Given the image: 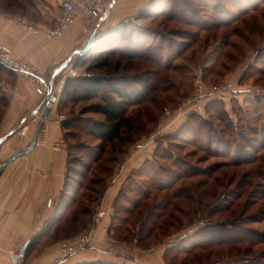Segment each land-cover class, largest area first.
Segmentation results:
<instances>
[{
    "label": "rangeland",
    "instance_id": "1",
    "mask_svg": "<svg viewBox=\"0 0 264 264\" xmlns=\"http://www.w3.org/2000/svg\"><path fill=\"white\" fill-rule=\"evenodd\" d=\"M159 10L166 14L157 15L153 21L140 20V24L156 34L151 43L152 46L162 45L163 65L144 60H134L131 65L124 60L118 73L113 65L110 71L91 73L92 76H122L139 72L150 83L158 85L150 95L157 105L146 102L141 107L128 108L127 115L138 127L128 133L134 142L123 146L122 154L118 153L121 145L113 149L108 146L97 164H93L88 156L95 158L96 153L102 152L100 141L85 130L89 122L104 120L90 108L102 102L94 100L69 105L65 115L79 119L67 136L71 147L68 171L71 182L68 184L78 186L76 182H81L78 201L90 206L93 203L88 198H96L104 187L99 180L104 178L109 185L117 178L125 156L133 148L145 151L150 147L146 153L149 159L142 167L145 174L129 175L125 192L116 205L132 209L128 202L137 201L142 204L138 210L142 217L137 211L132 215L121 212L120 216H127L132 225L125 226L114 237H127L122 243L132 249L139 245V248H150L162 243L168 246L180 244L187 237L191 243L193 239L194 244H199L200 240L195 237L199 231L204 232L202 240L212 235L215 245L196 251L190 258L181 254L178 264L183 260L186 264H264V0H166L162 9L157 5L155 11ZM134 19L129 22L135 23ZM158 35L164 37L161 43ZM117 58L111 61L115 62ZM152 58L158 59V56L152 53ZM168 58L172 70L164 68ZM84 73L83 68L78 77H83ZM220 83L229 88L225 96L202 98L196 107L193 100V103L188 102L201 92L199 87L208 92ZM213 98L222 103L209 105L207 102ZM145 108L151 109L150 115ZM192 113L199 114L200 118L188 123ZM185 127L193 130L191 135L185 133ZM154 148H158L156 157L151 156ZM81 173L86 178L80 176ZM179 177L185 178L177 182ZM170 184L179 190L180 199L165 189L160 190ZM156 204L160 207L173 204L171 210L164 212L159 224L172 216L180 224L168 219V229L163 233L156 229L150 238L146 236L138 245L134 233L138 232L140 221L149 211L163 214ZM223 204L230 206L228 213H219ZM100 206L92 205L95 214ZM216 206L217 211L214 210ZM210 210L214 211L207 215ZM151 219L156 220L155 217ZM234 221L238 222L239 228L232 227ZM221 222L229 223L228 229L237 233L219 234L214 225ZM150 226L148 224L147 228ZM85 228H81L78 236ZM208 231L213 232L207 234ZM235 235H238L237 239L243 236L253 244L216 245ZM69 240L72 238L61 242ZM52 241L48 238L46 242ZM123 257L129 259L130 254Z\"/></svg>",
    "mask_w": 264,
    "mask_h": 264
},
{
    "label": "crops",
    "instance_id": "2",
    "mask_svg": "<svg viewBox=\"0 0 264 264\" xmlns=\"http://www.w3.org/2000/svg\"><path fill=\"white\" fill-rule=\"evenodd\" d=\"M16 1L0 0V40L11 48L17 61L26 63L46 80L47 91L51 87L52 98L57 99L38 138H44L47 144L66 140L65 121L56 124L53 120L57 113L66 120L69 118L65 115L66 109H59L58 103L66 78H75L69 71L75 69L78 52L87 46L94 32L96 41L160 0H102L105 6L111 5L98 26L93 18L80 13L61 38H51L49 34L61 15L62 0H18L23 3L21 6ZM21 19L34 24L37 32L21 28ZM67 61L66 67L61 69ZM0 65V264H168L165 252L170 246L164 243L150 250L135 246L129 259L108 253L103 231L111 225L115 202L129 175L149 159L146 153L150 147L145 151L133 148L125 156L117 178L111 180L100 201V209L106 211V217L95 226L91 243L83 251L59 262L61 241L47 243L48 237H43L32 245L52 219L61 199L67 184L69 153L56 154L47 146L27 150L43 119V110L37 112L45 96L36 93L33 78L19 77ZM20 153L24 155L19 157Z\"/></svg>",
    "mask_w": 264,
    "mask_h": 264
},
{
    "label": "trees",
    "instance_id": "3",
    "mask_svg": "<svg viewBox=\"0 0 264 264\" xmlns=\"http://www.w3.org/2000/svg\"><path fill=\"white\" fill-rule=\"evenodd\" d=\"M29 1V0H27ZM166 0H160L156 5L148 9L147 11L142 12L140 15H138L132 23L126 22L123 23L112 30L106 32L102 36L96 39L93 46L90 48V50L85 53L84 55H79L77 62H75V69L77 68H84L85 72L93 73L94 71H110L111 66H114L115 73H118L120 71L121 62L126 60L129 64L133 65L132 63L134 60H144L147 62L154 63L157 66L163 65L162 60V51L164 50L162 45L160 46H152V38L153 35H156L152 32V30L148 26H142L140 23V20H146V19H153L158 15L164 16L166 14L164 10L161 12L155 11V8H157V5H160V8L162 9L164 3ZM15 3L19 4L20 6L23 5V3L20 1H16ZM164 13V14H163ZM172 18V16H171ZM136 26L139 27V30L136 29ZM160 36V43L164 40V37L162 35ZM152 53L155 56H158V59L152 58ZM118 57L115 62H112V58ZM164 68L167 70H172V66L170 65V58L164 62ZM1 66V65H0ZM2 67V66H1ZM94 74V73H93ZM150 80H148L144 75H141L139 72L133 75H120V74H114L113 76H106L99 74L97 76L93 75L90 78L86 77H78V78H69L67 77L63 88H62V96L59 99L58 107L59 109H67L69 105H75L79 102H91L94 100H99L102 102V104H93L90 106L94 110V112L98 115H101L104 120H97L93 122H89L86 124V133L93 137L95 140L100 141L99 148L102 150L101 153H96L97 156L95 158L88 156L89 159L93 162V164H97L99 161L102 160V156L104 153L103 150L107 149L108 146H112V149L116 145H121L120 150L118 153L124 152L123 146H129L130 143L132 144L133 138L131 139L129 136V132H132L134 130H137L138 127L134 125L131 118L127 115L128 108L130 107H141L146 102L150 103L151 105H157V102L150 98V95L152 92L156 91L158 88V85H155L154 82L150 83ZM0 95V99H1ZM57 100V99H56ZM55 100V103H56ZM209 105H213L215 103L221 104L222 102L219 100H213L207 102ZM159 107V105H158ZM151 110V109H150ZM150 110L148 108H145V111L148 115H150ZM197 113H192L189 115V122L191 123L195 121L196 119L200 118ZM79 119V118H78ZM76 118H68L63 123V129L65 130V138L67 139L68 133H71V130L74 129L76 126L77 120ZM180 131V130H179ZM185 133H189L191 135V132L193 130L190 129V127L184 129ZM181 132V131H180ZM71 147L69 146V151ZM157 150L154 152L153 156L157 155ZM111 159H114L112 157ZM113 161V160H112ZM71 163V158L69 156L68 158V171H69V164ZM142 167L134 172H140L141 174H145L142 171ZM92 167L90 166L89 170H91ZM111 169V168H110ZM67 171V184L63 190V194L61 196L60 201L58 202V206L56 207V210L54 212V215L50 222L47 224V226L38 234L35 240H33L32 245L36 244L40 239L43 237H48L53 240V242H59L63 239H71L74 240L77 238L79 231L81 228H85L89 223L92 222L94 214H95V206L94 208H91L92 205L100 204V201L102 200L104 193L108 187L106 184L104 178H102L101 183L104 184V187L102 189V192L99 191L97 193L96 198H88L91 203L90 206H85L81 202L78 201V193L79 189L78 186H82L81 182H76L78 186H71V184H68L71 182L69 179V173ZM108 171V170H107ZM112 172V171H111ZM190 175V174H189ZM82 177L86 178V176ZM185 177H179L177 179V182L179 180H184ZM222 188V185H220ZM166 190L169 191L168 193H173V196L176 199H180L181 193L179 190H175L174 185H168L166 188H162L160 190ZM125 192V186L122 188L116 202L114 205L115 214L112 217L111 225L109 227V233L110 235L114 237V234H119L125 226H128L130 223V219L127 216H120L121 212L126 213V215H132L134 213H137L141 215V213L138 212L139 209H141L142 204L139 202H131L128 203L132 204V209H129L127 207H116L118 202L121 199V195ZM146 194V193H145ZM145 196V195H144ZM68 199V201H67ZM162 205V204H161ZM173 204H164L163 207H160L159 205L156 207L157 209L160 207L162 215L159 213L152 212L145 215V218L141 220L140 222V228L138 232L134 233V238L138 241V245L144 241L146 236L150 238V235L152 236L154 231L158 229L160 233H163L165 229H168V219H171L173 222L177 225L180 224V221L176 219V217L172 216L168 219H165L162 224H159V220L165 216L166 211L170 208V210L173 208ZM221 206V205H220ZM144 207V206H143ZM155 205L153 206V208ZM74 210L68 214V211L73 209ZM217 206L214 207V210L217 211ZM145 209H147V206H145ZM245 209V208H244ZM214 210H210L209 214L213 213ZM230 210L229 205L224 204L219 208V213H228ZM174 211V210H173ZM243 211V210H242ZM142 217V215H141ZM156 218V220H152L151 218ZM152 220V221H151ZM238 222L234 221L232 222V227L237 229L240 226L237 225ZM148 224H151L150 228H147ZM212 226V225H208ZM217 228L218 231H220L219 234L225 233V234H234L237 232H234L232 230L228 229L229 223L227 222H221L217 225H214ZM222 229V230H221ZM129 230V228L127 229ZM199 232V231H198ZM196 233L195 237L200 240L198 241L199 244H194V240L189 237L184 239L180 244H175L173 246H170L167 248L165 252V260L168 264H178L177 261L179 259V256L181 254H184L185 256H189V258L195 253L196 251H204V249H209L210 247H213L215 245L214 238L211 235L205 236L204 240H202V237L204 235V232ZM213 231H208L207 234H212ZM64 234L65 237L59 239L60 235ZM130 234V233H129ZM166 235V234H163ZM215 235V234H213ZM75 237V238H74ZM199 237V238H198ZM238 235H235L233 238L229 239V241L225 242V239H222L221 244L216 245H229V246H235L239 243H246L250 242L249 240H246L243 236H239L240 239H237ZM244 239V240H243ZM116 240L120 242H125L127 240V237L117 238ZM70 241V240H69ZM252 242V241H251ZM250 244L252 245L253 242ZM159 245V244H157ZM155 245V246H157ZM153 247L150 248H140L142 250H150ZM140 247V245H139ZM138 247V248H139ZM201 258V257H200ZM168 260L170 262H168ZM187 260V259H186ZM84 264H93V263H84ZM95 264V263H94ZM96 264H115V263H96ZM180 264H186V262L180 263Z\"/></svg>",
    "mask_w": 264,
    "mask_h": 264
},
{
    "label": "built area",
    "instance_id": "4",
    "mask_svg": "<svg viewBox=\"0 0 264 264\" xmlns=\"http://www.w3.org/2000/svg\"><path fill=\"white\" fill-rule=\"evenodd\" d=\"M114 1V0H113ZM111 4L106 5L103 4L102 0H62L60 4L61 15L57 19L54 27L50 31L49 37L51 38H61L63 37L75 22V19L80 13L86 14L93 18L97 24V26L104 20L105 15L107 14L109 7ZM19 25L21 28L28 32H37V28L34 24L30 23L27 19H21L19 21ZM0 64L13 71L15 74L19 75V77H31L34 79L36 86V93L40 96H49L45 106L50 107L51 109L55 105V102H52V88L50 87V91H47V83L46 80L42 77L38 76L35 70H31L30 67L23 62L17 61L13 57V52L11 48L5 45L0 40ZM69 74L72 77H78L79 74L76 70L71 69ZM83 77L90 78L92 74L85 72ZM201 92L196 94L192 98L188 100V102H195L194 106H198L201 103V99L205 97H220L225 96L229 92V88L222 83L212 86L211 89L206 92L202 87L198 88ZM198 90V91H199ZM203 92V93H202ZM185 103L181 105L183 109L185 107ZM181 109V110H182ZM54 123L62 124L66 121V117L61 114H56L54 118ZM40 135V134H39ZM33 146V142L27 147V150H31ZM36 146H47L53 153L68 155L69 153V144L65 139H61L59 141L52 142L47 144L44 138H38L35 144ZM106 217V211L99 209L93 217L92 222L84 229L80 236L72 241H63L61 242L60 250L61 254L59 257V262H63L70 257L78 254L83 251L88 245H90L93 231L95 226H99L102 223V220ZM106 234L105 243L106 250L110 254L126 256L130 254L132 248L125 243L118 242L113 239L110 235L108 228L103 229Z\"/></svg>",
    "mask_w": 264,
    "mask_h": 264
},
{
    "label": "water",
    "instance_id": "5",
    "mask_svg": "<svg viewBox=\"0 0 264 264\" xmlns=\"http://www.w3.org/2000/svg\"><path fill=\"white\" fill-rule=\"evenodd\" d=\"M95 36H96V33L94 32V33L91 35V37H90V39H89V42H88L87 46H86L83 50H81V51L78 52L79 55L82 56V55H84L85 53H87V52L90 50V48L93 46V44H94V42H95V40H94ZM67 63H68V61H67L62 67H61V69L65 68L66 65H67ZM57 72H58V70L56 71V73H57ZM48 99H49V96H46V97L43 99V101H42V103H41V105H40V107H39V111L37 112V114H38L41 110H43V114H42V118H43V119H42V121H41V123H40V125H39V128H38V130H37V132H36V134H35V137H34V139H33V146H32V148H31V150L35 147V144H36V142H37V139H38V137H39V134H40V132H41L43 126H44L45 120L49 117V114H50V112H51V108L45 106V104H46V102H47ZM55 100H56V97H53L51 101H52V102H55ZM21 155H24V154H23V153L18 154L19 157H20ZM26 246H27V245H26ZM25 248H26V247H25ZM22 253L24 254V250L22 251Z\"/></svg>",
    "mask_w": 264,
    "mask_h": 264
}]
</instances>
